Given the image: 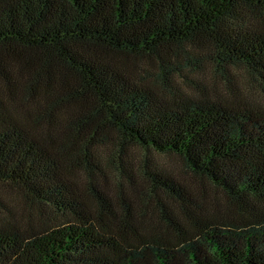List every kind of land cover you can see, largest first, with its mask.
Instances as JSON below:
<instances>
[{
	"label": "trees",
	"instance_id": "16d2710c",
	"mask_svg": "<svg viewBox=\"0 0 264 264\" xmlns=\"http://www.w3.org/2000/svg\"><path fill=\"white\" fill-rule=\"evenodd\" d=\"M203 47L264 87V0H0V184L53 213L0 225V264H264V109L190 91ZM108 143L177 155L233 208L155 167L164 231L89 205Z\"/></svg>",
	"mask_w": 264,
	"mask_h": 264
},
{
	"label": "rangeland",
	"instance_id": "374dc122",
	"mask_svg": "<svg viewBox=\"0 0 264 264\" xmlns=\"http://www.w3.org/2000/svg\"><path fill=\"white\" fill-rule=\"evenodd\" d=\"M205 48L197 49L200 69L196 73L188 74L193 82H189L190 91L228 98L237 93L240 99L264 109V87L259 79L242 66L231 68L225 77L209 60L208 50ZM147 66L153 71L151 65ZM95 159L97 170L92 174V179L87 177L85 171L78 169V185L87 203L97 207L92 191H89L88 184H91L104 197L108 208H112L120 217L128 209L134 221H138L137 226L140 225L145 233H160L165 229L155 205L156 195L151 193L144 177L146 167H155L173 175L195 193L206 194L222 208H233L221 190L207 179L190 172L177 155L160 154L130 146L120 152L115 144L108 143L104 147L96 148ZM163 200L168 206L169 203L164 197ZM170 211L174 212L172 209ZM52 216L50 209L31 202L18 189L0 184V225L38 227Z\"/></svg>",
	"mask_w": 264,
	"mask_h": 264
}]
</instances>
